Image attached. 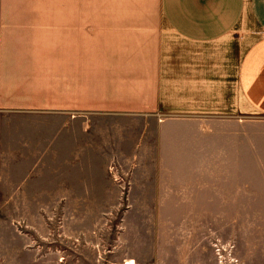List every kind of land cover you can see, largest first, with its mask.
I'll list each match as a JSON object with an SVG mask.
<instances>
[{
	"label": "crops",
	"instance_id": "crops-1",
	"mask_svg": "<svg viewBox=\"0 0 264 264\" xmlns=\"http://www.w3.org/2000/svg\"><path fill=\"white\" fill-rule=\"evenodd\" d=\"M16 111L57 115L73 145L78 113L122 114L146 124L134 154L153 170H218L220 124L264 121V0H0Z\"/></svg>",
	"mask_w": 264,
	"mask_h": 264
},
{
	"label": "rangeland",
	"instance_id": "rangeland-1",
	"mask_svg": "<svg viewBox=\"0 0 264 264\" xmlns=\"http://www.w3.org/2000/svg\"><path fill=\"white\" fill-rule=\"evenodd\" d=\"M77 116L73 145L55 114L0 112V264H264V121L220 124L218 170L157 171L146 124Z\"/></svg>",
	"mask_w": 264,
	"mask_h": 264
}]
</instances>
